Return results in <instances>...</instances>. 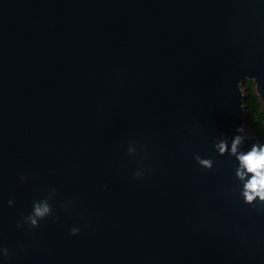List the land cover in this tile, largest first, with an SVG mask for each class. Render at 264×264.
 Segmentation results:
<instances>
[{"label":"water","instance_id":"water-1","mask_svg":"<svg viewBox=\"0 0 264 264\" xmlns=\"http://www.w3.org/2000/svg\"><path fill=\"white\" fill-rule=\"evenodd\" d=\"M245 79L264 102V0H0V264H264Z\"/></svg>","mask_w":264,"mask_h":264},{"label":"clouds","instance_id":"clouds-1","mask_svg":"<svg viewBox=\"0 0 264 264\" xmlns=\"http://www.w3.org/2000/svg\"><path fill=\"white\" fill-rule=\"evenodd\" d=\"M244 128L240 127L237 132H243ZM243 138L237 135L231 145V155L235 156L239 161V168L237 170V176L241 180H245L248 174H251V178L247 179L244 185L243 196L246 202L251 203L252 201L259 198L260 201H264V144L253 145L250 151L239 153L237 152L238 146L242 143ZM131 143V141H129ZM215 147L218 149L220 154H224L227 150V143L221 141L216 144ZM141 149L143 146L141 145ZM128 153L133 155V150L128 148ZM146 158V157H145ZM194 159L205 169L211 170L213 168V160L211 159H201L199 155H194ZM144 173L142 171L135 172L134 178H140ZM22 182L26 181V177L20 178ZM107 187V186H105ZM55 195V189H53L47 198L34 201L32 212L23 217L22 221L17 222V228L27 225L30 229L38 228L40 226L39 222L53 215V206L49 203ZM9 206L14 204L13 200L8 201ZM65 204H61V207H65ZM58 219V218H57ZM80 229L73 227L70 230V235H78ZM0 254L4 257L9 256V250L7 248L0 249Z\"/></svg>","mask_w":264,"mask_h":264},{"label":"trees","instance_id":"trees-1","mask_svg":"<svg viewBox=\"0 0 264 264\" xmlns=\"http://www.w3.org/2000/svg\"><path fill=\"white\" fill-rule=\"evenodd\" d=\"M244 94L243 106L246 113L245 133L254 135L261 144H264V102L259 97L252 80L241 82Z\"/></svg>","mask_w":264,"mask_h":264}]
</instances>
